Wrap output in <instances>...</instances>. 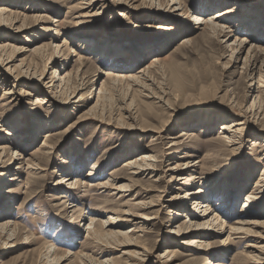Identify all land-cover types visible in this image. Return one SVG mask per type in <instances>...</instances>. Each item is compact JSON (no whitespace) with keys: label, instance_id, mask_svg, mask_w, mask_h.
Masks as SVG:
<instances>
[{"label":"rangeland","instance_id":"374dc122","mask_svg":"<svg viewBox=\"0 0 264 264\" xmlns=\"http://www.w3.org/2000/svg\"><path fill=\"white\" fill-rule=\"evenodd\" d=\"M128 1L97 0L81 8L83 0H0V45L8 46L0 54L10 56L14 68L6 71L0 66V140L7 149L0 161V170L6 171H0V203L9 205V212L0 214V223L9 220L13 229V233L0 229V262L42 264L50 245L55 252L49 259L56 264H99L106 257L119 264H211L214 260L264 264L263 254L260 261L255 257L256 247L264 245V228L246 225L250 233L229 231L239 225L236 220L264 217V179L258 181L264 171V82L258 79L261 75L264 81V37L247 45L263 51L257 56L259 68L249 77L242 66L244 54L237 61L231 58L234 40L247 34L237 31L238 24L230 19L235 12L227 14L228 36L218 37L207 25L194 24L192 14L203 10L205 17L217 10L210 7L214 0H181V9H172L171 0ZM224 1L237 3L241 18L255 11V23L264 21V0H220V9L227 6ZM101 44L115 54L96 58ZM58 46L60 51L55 52ZM37 47L45 48L43 57L34 52ZM43 63L48 75L53 69L59 75L70 71L72 80L76 77L81 83L97 72L96 63L118 75L139 76V70L145 69L149 80L139 77L135 83L131 77L118 81L99 75L87 82L96 87L91 94L86 88L60 95L59 88L47 90L39 81L14 78L27 66L37 64L40 69ZM23 82L43 90L29 89ZM102 84L112 86L97 98ZM81 94L83 99H78ZM258 94L263 105L241 113L249 110ZM36 96L50 101L35 102ZM127 108L132 118L126 117ZM35 119L40 125L30 137L27 131ZM235 119L245 123L237 143L227 146L220 124ZM45 132L51 135L46 137ZM15 149L20 152L17 157ZM143 153L154 155L156 168L151 173H130L125 161ZM19 157L20 167L8 171L7 166ZM188 159L197 162L173 169L176 162ZM76 160H85L79 176L85 183L80 189L63 188L61 178ZM95 164L96 175H88ZM107 179L113 188L93 185ZM214 180L219 189L230 188L237 197L234 209H226L230 214L222 231L218 224L204 230L211 244L205 255L199 246H185L187 236L171 233L187 216L172 210L181 201L193 210L194 198L185 197V191L205 183L206 192H200L205 196ZM63 190L69 193L66 202L54 198ZM247 195L251 198L242 208ZM176 199L177 205H171ZM219 206L214 213L221 211ZM253 207L261 215L246 213ZM109 215L116 217L115 229L125 235L87 236L91 217L103 228ZM103 229L114 228L105 224ZM137 247L146 250L140 260L135 258ZM166 248L177 255L162 262L166 258L159 256ZM129 250L132 253H123Z\"/></svg>","mask_w":264,"mask_h":264},{"label":"bare ground","instance_id":"6f19581e","mask_svg":"<svg viewBox=\"0 0 264 264\" xmlns=\"http://www.w3.org/2000/svg\"><path fill=\"white\" fill-rule=\"evenodd\" d=\"M94 1H97V0H83L82 3L85 5L81 6V8L90 7L94 3ZM118 1L125 3V4H127V2H130L128 0H118ZM171 1L172 2L169 4L173 5V7L171 6L172 9H181L182 8L183 5H182L181 0H171ZM219 1L220 0H214L212 2L213 4H210L211 9L217 8V10L209 13L205 17L202 16L203 10L202 11L201 10L194 11V13H192L194 24H198V25L204 24L203 26L207 25L208 27L211 28V33L213 35L218 36V37H220V36L226 37V36H228V33H230V29H228V27L230 25L226 23V19L228 18L227 14L228 13L233 14L235 12V15H233L230 19L235 21L236 24H238L236 27L237 31H244L245 30V31H247L246 32L247 34H245L242 38L234 40V42H233L234 46H233L231 58H233L235 61H237L241 58L242 54H244L242 66L245 67L247 69V71L249 72V77L250 76L252 77V75L257 71V68H259L257 56L259 54L261 55L263 51L260 48L257 49V48L250 46V45L249 46H247V45L250 43L252 44L254 39H259L260 36L263 39V37H264V26H263L264 21H262V20H264V16L261 17L262 23L260 22L259 24H256L255 23L256 18H254V17H257L258 12L254 11V13L256 15L255 14L249 15V16L246 15V16H243L241 18L240 12L236 14V10H239V8L236 9V7H237L236 5H238L237 3H235V2L230 3L229 1H227L225 3V1H224V4L227 6L220 9L222 3H220ZM206 8L204 10H209L208 7H206ZM2 10L3 9L0 8V14H2ZM83 15H85V14H83ZM79 17H80V15H79ZM54 21H57V20H54ZM220 21H225L223 23L224 25H220ZM253 23H255V24H253ZM12 25L13 24L11 23V26ZM262 26H263V28H262ZM83 42H89V41L83 40ZM101 45L102 46H100L96 50V58L102 59V58H106V57H111L113 54H115L116 50H112V49L107 50L106 46H104L103 44H101ZM60 47L61 46L56 47L55 52L60 51ZM7 48H8L7 43L6 44L3 43L0 45V51H4ZM44 49L45 48H43V47H37L34 49V52L36 54H39L40 57H43L46 54L43 52ZM55 52H53V53H55ZM51 56H52V54L48 58V61L51 58ZM12 61L13 60H11V57L7 56L5 53L0 54V66H3V69H5L6 71L7 70L14 71V68H11V64H10ZM121 64L123 67L126 63L123 62ZM36 65L37 64H35L34 66H27L25 69H22L20 72H18L14 76V78L15 79L18 78V79H22V80L29 79V80L39 81V83L41 85H43V88H45L47 90L53 89V88L57 90L59 88L57 91L59 92L60 95L66 94L68 92L74 93L75 90L86 89V88L88 89V92L91 94L94 90H96V87L93 83H90L91 85L88 86L87 82H89L94 77H98L99 75H106V77H111V78H112V76H115L118 79H116V78H114V79H116L118 81H119V78H121V80H122L123 78H130L131 77L130 79H133L135 83L140 81L138 79L139 77H141V79H143L145 82L147 80H149L148 76L146 74L147 71H145V69L139 70L140 75L139 76L136 75L137 77L135 75H125V74H122V72H121V74L118 75V73L116 74L111 68H105L103 66H100L98 63H96V64H94V67H95V69H97V72L93 73L90 78H88L89 75H86L85 77H83L84 82L81 83L80 81L76 80V77H75V81L72 80V78H71L72 73L70 71H64L63 74L59 75L60 72L58 73L57 69H53V71L50 72V75H48V72L46 71V65H47L46 63H43L42 68H40V69ZM259 76H260L258 78L259 81H261V83H263L264 81L262 80L263 79L262 76L261 75H259ZM54 78L55 79L57 78V79L54 80ZM86 78H88V79L86 80ZM6 82L8 84V80H6ZM23 83H25V86L29 89L36 87L31 82H23ZM53 83H56V84H53ZM111 86L109 87V86H106L105 84L100 85V87L97 89L98 90L97 91V98H100L106 92H108L107 89H109V88L111 89ZM140 86H141V88H143L142 90L146 89V83L142 82V84H140ZM261 86H264V85H261ZM36 88H37L38 92L43 90L42 88H40L38 86ZM148 92H150V91H148ZM4 93L9 94V91L8 92L4 91ZM78 99H83V95L82 94L79 95ZM33 101H35V102L40 101L41 103H48L50 101V99L47 96L43 97V99L40 98L39 96H36ZM260 103L262 104V101H261L260 96L258 94L252 100V102L249 106V110L246 109L245 111H241V109H240V111H241V113L246 112V111L251 112L253 107H255V105L258 104L261 107ZM91 110L92 111L94 110V106L91 107L88 111L91 112ZM125 110L128 111L127 114H129V116L128 115L126 116L127 118H132L134 116L133 113L130 111V108H127ZM35 120L36 121H34L32 123V125L29 126V130L27 131V134H29L30 137L35 136V134L38 132L40 121H39V119H35ZM244 123H245L244 119H235V120H231L229 122H224V123L220 124V133H222V135H223L222 137H223V141L225 142V145L231 146V145H234V143H237L236 139H239V133H240L242 125ZM47 125H49V124H47ZM45 134H46V137H49L51 135L49 132H45ZM3 143L0 140V161H1L2 155H4L7 151L6 145H4ZM43 145H46V144H43ZM133 152H134V148H131L130 153H133ZM15 155H16V157H17V155H20V152H18V149H15ZM141 155L142 156H140V158H138V159L136 157H134V158H129L125 161L124 165L127 166V169L130 170V173L136 174V175L137 174L138 175L139 174H145L147 172L151 173L152 170H154L156 168V164L153 162L155 160L154 155L148 154V153H143ZM22 161H23L22 158L19 157L17 161L15 160L13 165H8L6 169L8 171H11V172H16V168L20 167V164L22 163ZM84 161L85 160H76L73 163V166H71V169L68 168L69 170H68L67 174L63 175L61 178V182L63 183L62 184L63 188L69 187V188L80 189L83 186L82 183H85V181L82 182V180L79 178V176H80L81 171L83 170L82 167L85 163ZM196 162L197 161L192 163V161H189V159L184 160L183 162L178 161V162H176L173 169L179 170L180 167L187 168L188 166L195 165ZM96 167H97L96 164L93 165L91 167V169H89L90 171L87 174L95 176L96 173H93V170H95ZM100 169H101V167H100ZM0 171H2V170H0ZM3 172H6V171H2L1 174H5ZM75 173H77V174H75ZM262 174L264 175V171L262 172ZM262 174H261L260 179L258 181H261L264 179ZM183 178H184V180L190 179L188 177L187 178L178 177L177 180H182ZM1 180H2V178H1ZM215 181L216 180H214V182L211 181L210 183H208V187H209L208 190L209 191L205 194V196H204V194L200 193V192H203V193L206 192L202 189L204 187L205 183H202L201 187L195 191H192V192L185 191V194H184L185 197H186V195H191L194 198L192 200V204H194V206H192L193 210L190 207H188V205L186 203H184V201H181V204H179L177 206L178 208L172 210L174 212V214H176V213H177V215L186 214L187 216H186V218H183L180 225L175 226L172 230H170L171 233L176 234V235H181L183 237L187 236L188 238L184 241L185 246H188L190 248L192 246H197V247L199 246L198 247L199 249H203L204 251H206L205 255H209L211 244H210L209 240L206 239L207 236H205L206 232L204 230L212 229L213 227H215L218 224V226L220 227L219 230L222 231L223 227L225 226V222H226L224 218H228V214H230L229 212L226 211V209H229V210L234 209L235 199L237 197L235 195V193L228 191L230 188H227L225 191H222L221 188L219 189L218 185H215ZM182 183L184 184V182H182ZM90 185H92V184H90ZM93 185H96L98 188H109V187L113 188L114 187L113 185H111V183H109L108 179L105 181H98L97 183H94ZM256 185L258 186V184H256ZM120 188L121 187L118 186L115 188V190L119 191ZM198 193H200V194H198ZM68 195H69L68 191L63 190V191H61L60 194H58V196H55L54 198L55 199L63 198L64 199L63 202H66L67 201L66 197H68ZM248 197L251 198V196L247 195V197L245 198L246 200L244 199L245 203H243L242 208H244L248 205L246 203L248 201ZM175 203H177V199L174 200L173 202H171V205L175 204ZM73 205L74 204H72L71 206L73 207ZM175 205H177V204H175ZM216 205L217 206L220 205L218 208L221 211H223V214L222 213L220 214L221 211H217L218 209L215 211V213L213 212L216 208ZM222 209H225V210H222ZM254 210H256V211H254ZM8 212H9L8 202L4 201L3 203H0V214H2V213L7 214ZM262 212H264V210ZM116 213L117 212H115V211L113 212V214H116ZM123 213L129 214V212H127V211H124ZM246 213H255V214L257 213L256 215L260 214V212H258V210L255 207L248 210ZM189 216H191V217H189ZM89 220H90V222L87 223V227H86L87 236H89V237H94V238L102 237L103 238L104 236H107V235L108 236H110V235L111 236L125 235L124 232H121L118 229H115L118 227L119 222L116 221V217L114 218L113 215H109L106 222L103 221V223H102L103 228L105 227V224H106L108 226H112L114 228L112 230L111 229L108 230L109 228L108 229L99 228L97 226L98 223L96 224L97 219H95V218L91 217ZM9 222H10L9 220L1 222L0 223V229H8L9 232L13 233V229L10 228L11 224H9ZM234 223L239 224V225L229 227L230 233H239V232H249L250 233L249 227L248 226L245 227V226L249 225L250 227L254 226L256 228L257 227L264 228V217L259 218L258 220H255V219H247V216H246V219H239V220H236ZM9 236H11V234H9ZM26 238H28V236H26ZM227 238H228V236H227ZM51 247L52 246H50V245L47 246V251H48L47 257H46L47 260H45L42 264H56V263H58V262H51V259H53V257H54L53 254L55 252V248H52L53 250H51L50 249ZM256 249H258V252H259L255 255V257L258 261L259 259L262 258V257H260V254L264 255V245L257 246ZM145 251H146L145 249L141 248L139 250L137 247V251H134L135 252V258L140 260L141 256L145 255ZM67 253L69 254L70 251H68ZM123 253H129L130 254V253H132V251H130V250L129 251H123ZM176 255H177V253H175L174 251H169L166 248L164 250V252L161 253V255L159 257H165L166 258L165 260H160V261L166 262V261L173 260L176 257ZM138 256H140V257H138ZM50 257H52V258L49 259ZM119 262L120 261H118L117 259L110 258V257H106L102 261L101 260L98 261L99 264H119ZM210 263L211 264H223L222 261H220V260H214L213 262L210 261ZM0 264H2V262H0ZM129 264H131V263H129Z\"/></svg>","mask_w":264,"mask_h":264}]
</instances>
